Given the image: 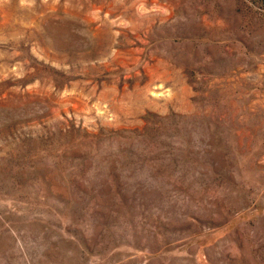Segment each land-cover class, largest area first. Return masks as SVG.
I'll return each instance as SVG.
<instances>
[{"label": "rangeland", "instance_id": "rangeland-1", "mask_svg": "<svg viewBox=\"0 0 264 264\" xmlns=\"http://www.w3.org/2000/svg\"><path fill=\"white\" fill-rule=\"evenodd\" d=\"M0 264H264V0H0Z\"/></svg>", "mask_w": 264, "mask_h": 264}]
</instances>
